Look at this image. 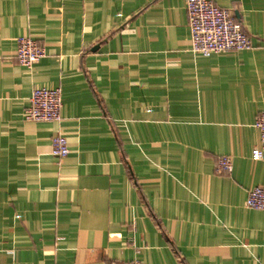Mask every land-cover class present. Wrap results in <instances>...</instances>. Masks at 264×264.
<instances>
[{
  "label": "crops",
  "instance_id": "0c3cea01",
  "mask_svg": "<svg viewBox=\"0 0 264 264\" xmlns=\"http://www.w3.org/2000/svg\"><path fill=\"white\" fill-rule=\"evenodd\" d=\"M185 2L0 0V264H264L243 205L264 188V0H211L251 48L208 56ZM20 36L45 49L30 69ZM35 87L60 88V120L24 119Z\"/></svg>",
  "mask_w": 264,
  "mask_h": 264
},
{
  "label": "built area",
  "instance_id": "2783aa9c",
  "mask_svg": "<svg viewBox=\"0 0 264 264\" xmlns=\"http://www.w3.org/2000/svg\"><path fill=\"white\" fill-rule=\"evenodd\" d=\"M188 27L190 32V49L202 56L218 54L225 51H241L251 48L250 39L239 24L225 8L219 7L211 0H186ZM45 56L44 47L29 36L17 38L16 61L30 69ZM62 106L60 88L35 87L28 97V106L24 119L29 121H58ZM258 132V144L250 151L252 160L264 157V111H259L252 121ZM50 153L60 159L68 155L67 139L62 134L51 138ZM214 171L229 173L231 160L227 155L215 158ZM244 207L264 211V188L260 185L251 187L245 195ZM113 264H143L139 260L119 261Z\"/></svg>",
  "mask_w": 264,
  "mask_h": 264
}]
</instances>
